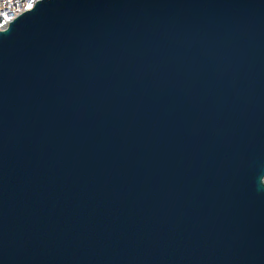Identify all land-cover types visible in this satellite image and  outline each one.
<instances>
[{
    "label": "water",
    "instance_id": "obj_1",
    "mask_svg": "<svg viewBox=\"0 0 264 264\" xmlns=\"http://www.w3.org/2000/svg\"><path fill=\"white\" fill-rule=\"evenodd\" d=\"M0 264H264V0L0 30Z\"/></svg>",
    "mask_w": 264,
    "mask_h": 264
},
{
    "label": "built area",
    "instance_id": "obj_2",
    "mask_svg": "<svg viewBox=\"0 0 264 264\" xmlns=\"http://www.w3.org/2000/svg\"><path fill=\"white\" fill-rule=\"evenodd\" d=\"M38 0H0V30L8 25L22 13L35 7Z\"/></svg>",
    "mask_w": 264,
    "mask_h": 264
}]
</instances>
